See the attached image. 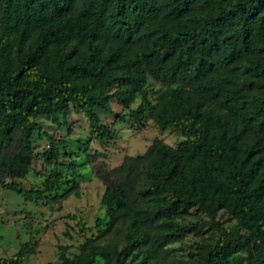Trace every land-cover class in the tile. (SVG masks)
Returning a JSON list of instances; mask_svg holds the SVG:
<instances>
[{"label":"trees","instance_id":"obj_1","mask_svg":"<svg viewBox=\"0 0 264 264\" xmlns=\"http://www.w3.org/2000/svg\"><path fill=\"white\" fill-rule=\"evenodd\" d=\"M148 75L165 87L153 104ZM111 101L134 121L148 114L183 141L171 147L154 138L134 158L135 183L129 166L112 179L101 175L105 222L95 218L94 234L72 256L60 247L57 264H157L158 246L177 236L162 222L169 226L191 209L218 232L200 246L198 264H264V0H6L1 169L22 175L35 157L33 135L54 142L35 119L66 116L69 107L83 113L92 139L108 140L98 112H111ZM56 156L50 146L46 160ZM72 176L50 170L41 187L0 179V188L36 203L75 193ZM219 211L234 220L233 230L220 227ZM66 217L87 232L75 213ZM117 223L122 248L99 244ZM31 250L23 242L0 264H22Z\"/></svg>","mask_w":264,"mask_h":264},{"label":"rangeland","instance_id":"obj_2","mask_svg":"<svg viewBox=\"0 0 264 264\" xmlns=\"http://www.w3.org/2000/svg\"><path fill=\"white\" fill-rule=\"evenodd\" d=\"M6 0H0V20ZM146 88L151 103L165 87L147 76ZM139 95L128 104L134 108ZM96 111L98 109L96 108ZM127 109L111 101V112H98L103 123L109 125L111 138L99 142L91 138L88 122L82 112L69 107L66 116H39L37 124L52 138L53 145L43 135H33L32 145L35 157L28 163L20 176L8 175L0 168V179H14L25 190L41 187L50 170H61L76 181L75 193L63 197L53 196L50 200L36 203L25 202L10 190L0 188V257H9L23 242H28L32 250L26 254L22 264H57L60 247L67 256L77 252L84 238L94 234L95 218L105 222L104 207L100 203L104 183L101 175L113 178L120 175L126 166L131 167L129 179L136 182L134 158L145 153L154 138L176 147L183 141L180 133L173 128L158 129L148 114L134 121L127 116ZM116 115L119 117L116 118ZM50 146L57 151L54 159L46 160ZM140 201L133 204L139 211ZM137 215L139 216L140 213ZM75 213L87 224V232L81 235L66 215ZM169 226L162 222V229H174L177 236L159 245L152 261L157 264H198V252L203 243L214 241L218 232L208 225V218L191 209L182 218L174 219ZM215 220L226 231L233 230L234 220L223 212H218ZM152 233L154 227L145 225ZM123 229L117 223L111 231L96 239L99 244L115 243L123 246ZM100 261V260H99Z\"/></svg>","mask_w":264,"mask_h":264}]
</instances>
